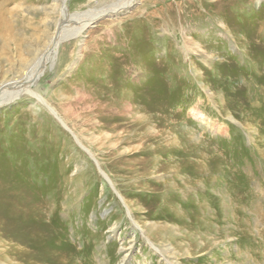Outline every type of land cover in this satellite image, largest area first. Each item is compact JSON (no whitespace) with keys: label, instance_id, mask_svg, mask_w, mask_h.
<instances>
[{"label":"rangeland","instance_id":"1","mask_svg":"<svg viewBox=\"0 0 264 264\" xmlns=\"http://www.w3.org/2000/svg\"><path fill=\"white\" fill-rule=\"evenodd\" d=\"M119 1L0 0V77L31 62L63 16L80 21ZM31 88L0 105V264H28L20 195L38 208L26 223L42 246L64 242L75 262L264 264L263 0L101 11L56 45ZM186 149L207 154L203 169L175 160ZM183 175L185 185L212 188L209 175L230 191L159 200L161 183ZM199 206L206 225L195 223Z\"/></svg>","mask_w":264,"mask_h":264},{"label":"bare ground","instance_id":"2","mask_svg":"<svg viewBox=\"0 0 264 264\" xmlns=\"http://www.w3.org/2000/svg\"><path fill=\"white\" fill-rule=\"evenodd\" d=\"M121 1V2H120ZM118 3L116 2V4H114L113 6L109 7V8H105L103 10L100 11H95L93 13H89V14H84V18L80 21H77V17L76 18H71L69 21H67V15L63 16V21L62 20H58L56 22L55 28L53 30V32L51 33L50 36L47 37V42L44 45V47L39 50V52L33 57V59L31 60V62H29L27 65L26 64H21V66L19 65V67L17 69H10L11 71H7L5 72V74H3L0 77V105L4 102L10 101L12 99H14V97L20 93H26L29 95H34V91L31 88L32 85V80H34V78H36V76L39 74L42 66L45 64V62L48 60V58L50 57L52 51H54V49L56 48V45L61 41V40H65L68 37H73L78 35L86 26L90 25V23H92V21L98 16L100 15L101 11H106L108 13H113L116 11H119L121 9H124L128 6H130L132 4V2L134 0H120ZM264 1V0H263ZM5 2V1H4ZM256 2H262V0H256ZM2 3V1H1ZM62 14L64 15V9H62ZM1 15V14H0ZM62 16V15H61ZM83 16V15H82ZM4 17V16H3ZM69 18V16H68ZM1 19V18H0ZM13 66V65H12ZM11 74L12 76L9 77L8 75ZM37 96V95H36ZM39 98V96H37ZM62 122V121H61ZM188 144V143H186ZM192 145V144H191ZM188 145H185V147H187ZM163 147V149H162ZM190 148V147H189ZM169 149V148H168ZM161 150H166L165 149V145H162L160 147V149L157 150V152H161ZM171 151V149H170ZM155 152L154 151H150V154H153ZM165 152V151H164ZM191 152V151H189ZM188 149H186L184 152H179L177 155L178 157H176V161H180L181 163H184L185 161V165L187 163V165H192V168L195 167H200L202 166L201 164L205 163V156L207 154L204 153H189ZM163 153V152H162ZM169 155V154H168ZM156 158L158 156H155ZM173 156H169V158L171 159ZM168 158V159H169ZM167 159V158H166ZM211 159V158H210ZM157 160V159H156ZM174 160V159H173ZM214 160V159H213ZM149 163V162H148ZM156 163V162H155ZM170 164V163H169ZM157 165V164H156ZM173 165V163H172ZM175 165V164H174ZM179 166V165H178ZM184 166V165H183ZM183 166H180L177 171H176V175L178 176V174H182V172L185 170V168ZM207 166V165H206ZM149 167V166H148ZM157 168V167H156ZM173 168V167H172ZM191 168V167H190ZM196 168V170H198ZM203 169V166L201 167ZM210 168V167H209ZM152 170V169H151ZM179 170V171H178ZM147 173V172H146ZM185 173V172H184ZM200 173V172H199ZM202 173V172H201ZM204 173V172H203ZM214 174V173H213ZM192 175V174H191ZM201 175V174H200ZM200 175H198L200 177ZM184 176V178H183ZM181 178V182L175 184V183H161V185L159 186L160 191L158 192V199L161 201H166L169 200V198L171 197L172 192H174L175 194H177V198L181 199V200H187L188 198H186V193H183V190H190L192 189L194 191V189H198L201 191L202 195L205 198H211V194L212 192L214 193V197L215 198H219V197H223L228 195V192L230 191V188L226 187L225 185H221L220 186H213L212 183H210V177L209 175H206V179L208 185H210L212 188H207L206 185H204V183L202 185H198V183L195 186H189V185H185V180L187 181L189 176H185L183 175ZM205 176V175H203ZM202 177V176H201ZM177 178V177H176ZM190 178V177H189ZM178 179H180V177H178ZM191 180V179H190ZM179 181V180H178ZM189 181V180H188ZM196 182V181H195ZM205 182V181H204ZM212 182V181H211ZM221 182V180H220ZM206 183V182H205ZM226 183V182H225ZM188 184V183H187ZM192 184V183H191ZM183 185H185V187H183ZM217 185V184H215ZM157 186V185H156ZM196 187V188H195ZM116 190V189H115ZM229 190V191H228ZM236 190V189H235ZM117 191V190H116ZM196 191V190H195ZM194 191V193H195ZM234 191V190H233ZM118 193V192H117ZM166 193V194H165ZM193 193V192H192ZM1 195H3V193H1ZM120 199L124 202V199L120 196V194L118 193ZM21 196V200L19 198V200L15 203L16 204V208H15V212L18 215V219H19V228L22 229V234H20L19 238L21 239V242L24 243V245H27V247H31L33 242L32 241H37V243H39L36 247H37V251H31L29 250V248L24 250V246H21V250L23 251V256L28 260V264H84L85 261H77L75 262L74 260V251H66V249L64 250L65 244L64 242L61 243H57L56 241L54 243H52V241L50 242L51 246L48 247H44L42 246V234L40 231L39 235L34 234L35 231H37V229L32 228L31 226L27 227V223L26 222H30L29 220L26 219H31L33 218L35 215H37L38 212V208L37 207H33V206H28L30 203L27 202L28 200H26L24 198V195H20ZM174 196V198L176 197ZM203 197V198H204ZM190 199V198H189ZM192 200H189L190 202L188 203L189 208L191 206L194 207V205L198 204L196 198L194 197V194L191 196ZM174 200V199H173ZM202 200V199H201ZM205 200V199H204ZM203 200V201H204ZM174 202V201H173ZM172 201H168V203L173 204L170 205L167 209H174V203ZM176 202V201H175ZM183 203V202H182ZM196 203V204H195ZM185 204L187 205V202H185ZM200 204V203H199ZM31 205V204H30ZM208 204H205L204 206H206ZM14 206V205H13ZM41 207V206H40ZM196 207V206H195ZM12 208V207H11ZM192 208V207H191ZM196 209V208H195ZM198 211L201 213L202 216V212L204 213V209H200V206L197 208ZM48 210V209H46ZM11 211V210H10ZM41 211V210H39ZM12 212V211H11ZM45 212V211H44ZM170 212V211H169ZM181 212V211H180ZM179 212V213H180ZM128 213L129 215L131 214V209L129 207L128 209ZM193 213V212H192ZM182 215H178L181 217L184 216V213H180ZM40 215V214H39ZM132 215V214H131ZM130 215V217H131ZM204 215V214H203ZM200 216V217H201ZM31 217V218H29ZM43 217V215H40V218ZM133 217V216H132ZM192 217V215H191ZM206 217V216H205ZM17 218V217H16ZM39 218V216H38ZM195 218V217H194ZM203 216L201 218H199V216H197L195 218V223L198 222L199 220L202 219L201 224L203 223L204 225L207 224L208 220L204 218L203 220ZM134 222H137V225L139 230L141 231V233L145 236H147L149 238H151V234L148 231L149 227H145L146 225H144L141 221H139L138 219L134 218ZM180 219V218H179ZM181 221V220H180ZM179 221V222H180ZM205 223H204V222ZM210 221V220H209ZM46 222V221H45ZM41 223V228H43V231H46L49 229V226L47 224ZM191 222V221H189ZM31 223V222H30ZM51 224V223H50ZM194 224V223H193ZM200 224V225H201ZM48 226V227H46ZM52 230V227L50 228ZM37 233V232H36ZM48 235L50 236V234L48 233ZM39 238H38V237ZM44 236V235H43ZM48 237V236H46ZM50 238V237H49ZM69 241V240H68ZM70 244V243H69ZM151 245L153 247H155L157 250H159L157 248L156 245H153V243H151ZM67 248V247H66ZM165 250L167 251V249L165 248ZM163 252H165L163 250ZM166 254V253H165ZM173 258V257H172ZM169 260V264H178L177 261L173 258V259H168ZM119 264H122V259L121 262Z\"/></svg>","mask_w":264,"mask_h":264}]
</instances>
